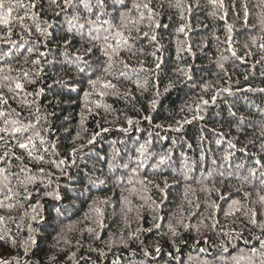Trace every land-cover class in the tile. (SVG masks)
Listing matches in <instances>:
<instances>
[{
  "label": "trees",
  "instance_id": "16d2710c",
  "mask_svg": "<svg viewBox=\"0 0 264 264\" xmlns=\"http://www.w3.org/2000/svg\"><path fill=\"white\" fill-rule=\"evenodd\" d=\"M176 2L151 0L156 19L168 27L156 29V41H137L135 55L120 52L137 69H126L129 77H119L123 65L102 73L98 50L86 57L91 67L73 63L87 39L77 38L66 58L67 18L54 15L59 9L50 0H36L30 10L39 12L37 20L24 21L31 34L16 19L23 8L9 25L0 24V37L10 27L16 41L0 40V92L7 99L0 110L35 125L24 137L40 133L31 157L16 137L0 141V156L9 153L0 167L19 174L9 176L10 200L0 176V258L11 264H264V92L255 91L264 89V0H223V10L199 0L191 14L186 6L194 0H181L183 20ZM43 21L54 25L50 38L36 31ZM146 24L141 31L151 35ZM182 24L189 25L187 34L177 32ZM6 75L12 80H3ZM17 77L23 90L15 89ZM97 77L101 83L93 88L88 80ZM107 81L116 89H104ZM161 155L168 156L162 165Z\"/></svg>",
  "mask_w": 264,
  "mask_h": 264
},
{
  "label": "snow or ice",
  "instance_id": "6c2138e0",
  "mask_svg": "<svg viewBox=\"0 0 264 264\" xmlns=\"http://www.w3.org/2000/svg\"><path fill=\"white\" fill-rule=\"evenodd\" d=\"M51 4H54L58 11L54 13L55 16H60L62 13L67 18L66 24L67 27L64 29V33L67 38L63 39V47L65 49L64 55L66 58L68 57V49L71 48L74 44V41L79 38L81 42L87 39L88 47L84 48L83 43H81V47L75 50L72 59L73 63L83 62L85 65L91 67V63L86 57H91L94 53V50H98L100 54L104 57L101 61V71L104 74L112 75L113 69L116 68L118 65H123V69L119 71V77H129V72L125 71L126 69H130V65L120 57L121 51H128L131 55H135V52H132V48L134 47L135 43L142 38H149L152 41H156L157 36L155 34L156 29L160 27L167 28V25H161L159 20L156 19L158 13L151 7V0H50ZM208 3L213 5L214 7L219 6L220 9H224L223 0H208ZM175 7L181 9V19H184L183 15V7L181 4V0H177ZM187 11L191 14L193 7H199V0H194L193 4H188ZM20 8L25 9L24 15L16 16V19L20 22L21 26L25 29V31H29L27 25L24 24L26 19H31L33 21L39 18V12L37 11H30L37 8L36 0H31L30 3L25 4L24 0H0V24L9 25L10 18H12L13 13L18 11ZM135 13V15H134ZM215 15L216 13H212ZM227 16V12L224 11V15L221 16V19H224ZM245 16H247V9L245 5ZM147 21L146 27L151 30V35L149 31H141V25ZM44 26L41 27L39 23L35 25L36 31L40 33L42 37L50 38L51 33L49 29L53 28L54 25L48 23L47 21H43ZM189 27L187 24H182L178 29V33H185V29ZM229 32L231 31V25H228ZM11 32L12 29L8 28V35L6 37H0V40L4 42L10 43L13 46L16 45V41L11 39ZM135 33V35H134ZM29 34L30 31H29ZM23 39V37H21ZM179 43V42H178ZM47 46V45H45ZM264 48V45H261ZM29 51H32L29 49ZM83 51V55L81 54ZM142 51V49L140 50ZM179 51V49H178ZM188 51H191V45H188ZM4 55H8V53H4ZM41 56H44L45 53L41 52ZM155 55V53H154ZM235 55V52H233ZM34 64H39V60L33 61ZM156 69L160 68V63L156 64ZM223 67V65H221ZM80 71H84L83 68L79 69ZM139 70H145L143 68V62H141V68ZM131 72H136V68H131ZM0 72H3V68H0ZM23 75L26 77L28 76L27 72H24ZM187 75V73H185ZM116 77V78H119ZM191 79V76H188ZM3 80L8 81L12 80L10 76H4ZM15 89L23 90L24 85L20 82V79L17 77L14 81ZM58 83H62V81H58ZM101 83L100 77L96 79H89L88 84L93 88L98 84ZM2 87V85H0ZM102 87L104 89H116V85L112 84L111 81L104 82ZM10 92L13 89L9 86L8 89ZM252 90V89H250ZM222 91L229 92L230 89L225 88ZM255 91L264 92V89H256ZM105 93H101L103 95ZM115 94V93H114ZM87 95V93H86ZM216 96L212 97V102H215ZM201 102L203 105H207L209 103L208 100H204L201 98ZM155 103V101L153 102ZM0 104H7V99L4 97L3 93L0 92ZM198 112L200 106H197ZM12 113H6L3 110H0V118L3 119V125L0 126V141H4L5 135L16 137V144L20 149H25L28 151L29 157L32 156L31 149L35 148V143L33 140V136H40L39 132H35L32 135H28L24 137V134L29 132L31 129L35 127V125L31 123H24L18 118V114L16 117L11 118ZM199 116H193L192 119H197ZM145 119H150L149 117H145ZM133 121L131 119L128 120V124L132 125ZM183 123H191V120L185 119ZM177 127L174 129L176 131L180 130L181 122H177ZM126 131V129H122ZM107 131V129H104ZM19 134V137L17 136ZM93 140H90L89 143H93ZM219 142V141H217ZM41 144H43V140L41 139ZM234 147V145H232ZM141 152L143 154V146H141ZM8 152L6 151L3 156H0V163L4 162V158L8 156ZM17 160H21V157H16ZM39 159H43V157H39ZM168 159V156L161 155L159 158V164H164L165 161ZM227 159V157L225 158ZM59 163L63 164L64 161L61 160ZM74 163V161H73ZM28 171L25 168H21V172ZM41 173L44 172V169L41 168L39 170ZM16 176L17 179L19 178V174L16 173H9L8 168L0 167V176L3 177V186L7 189L8 195L5 197L6 200H10L13 195V190L9 186V176ZM253 175L255 172L253 171ZM27 180L33 179V177L29 176L26 177ZM103 181H101L102 183ZM20 183H23L21 181ZM167 187V183H165ZM163 191V189H161ZM27 198V197H26ZM55 199L59 200L61 197L56 195ZM260 200L264 202V196L260 197ZM236 203V202H234ZM4 206V201H0V207ZM8 207H12L11 204ZM95 211L97 213L100 212L99 208H96ZM254 216V214H253ZM35 219V217H33ZM4 217L0 216V222H3ZM251 223L256 224V220L253 218ZM159 227V225H155ZM213 228L216 227L215 224L212 225ZM264 227V225H262ZM170 230L171 226H170ZM33 229L29 227V232L31 233ZM92 231V229H89ZM173 231V235H176L175 231ZM228 235V233H225ZM5 236L0 235V240H4ZM29 242H34L31 235L29 236ZM27 243V242H26ZM261 247L264 248V240H261ZM227 249H225L226 251ZM157 253L161 251L159 247L155 249ZM200 251H206V249H200ZM251 252L253 255L257 253V249L252 248ZM25 254H27V247L25 248ZM144 255L148 256L150 253L145 250ZM103 256V253H101ZM261 256L264 257V253H261ZM233 259H236L234 257ZM239 259H245L244 256H240ZM247 259H251V257H247ZM0 264H11V262L7 259L0 258ZM18 264V261H17Z\"/></svg>",
  "mask_w": 264,
  "mask_h": 264
}]
</instances>
